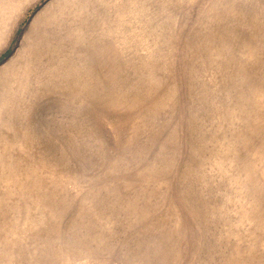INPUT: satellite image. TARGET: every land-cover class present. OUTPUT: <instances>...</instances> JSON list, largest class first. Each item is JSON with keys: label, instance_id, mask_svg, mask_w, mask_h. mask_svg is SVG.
Wrapping results in <instances>:
<instances>
[{"label": "rangeland", "instance_id": "1", "mask_svg": "<svg viewBox=\"0 0 264 264\" xmlns=\"http://www.w3.org/2000/svg\"><path fill=\"white\" fill-rule=\"evenodd\" d=\"M0 264H264V0H0Z\"/></svg>", "mask_w": 264, "mask_h": 264}, {"label": "crops", "instance_id": "2", "mask_svg": "<svg viewBox=\"0 0 264 264\" xmlns=\"http://www.w3.org/2000/svg\"><path fill=\"white\" fill-rule=\"evenodd\" d=\"M11 134H12V133H11ZM17 136H19V134H18Z\"/></svg>", "mask_w": 264, "mask_h": 264}]
</instances>
